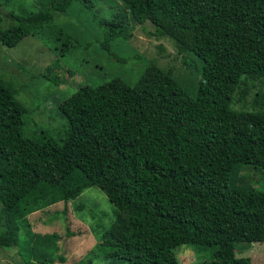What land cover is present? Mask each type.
I'll return each mask as SVG.
<instances>
[{
    "label": "trees",
    "instance_id": "16d2710c",
    "mask_svg": "<svg viewBox=\"0 0 264 264\" xmlns=\"http://www.w3.org/2000/svg\"><path fill=\"white\" fill-rule=\"evenodd\" d=\"M120 1L122 8L100 22L97 46L113 62L142 63L137 54H118L114 44L127 37L131 22H151L147 35L168 36L202 60L196 94L149 60L129 69L141 71L132 84L114 74L77 86L59 104L66 125L60 139L27 136L26 108L0 68V243L15 223L29 232L26 214L97 187L112 202L114 219L98 235L90 261L251 264L236 255V244L264 242V187L248 184L240 170L251 165L264 181V93L251 110L232 104L264 81V0ZM74 2L94 6L93 0H43L37 11L11 10L14 21L0 27V46L40 36L54 13ZM61 43L55 49L62 56L70 43ZM60 66L56 59L46 70ZM36 238L34 255L53 264L48 255L37 256L46 244L44 236ZM183 244L211 258L181 263L175 249Z\"/></svg>",
    "mask_w": 264,
    "mask_h": 264
},
{
    "label": "rangeland",
    "instance_id": "374dc122",
    "mask_svg": "<svg viewBox=\"0 0 264 264\" xmlns=\"http://www.w3.org/2000/svg\"><path fill=\"white\" fill-rule=\"evenodd\" d=\"M42 1L0 0V27L14 21L11 10L37 11ZM93 1L94 6L91 7L83 2H74L66 12H55L53 20L41 30L40 36L29 35L12 48L0 46V68L5 73L4 79L17 90L16 97L26 108L24 131L27 136L46 132L60 139L66 125L59 104L77 86L86 82H102L114 74L132 84L141 71L135 75L129 69L132 66L142 68L149 60L166 68L190 95L196 94L202 60L191 51H181L175 40L168 36L147 35L144 27L152 30L154 25L151 22H131L127 37L116 39L114 44L118 54L124 57L137 54L142 63L137 59L127 65L111 61L97 46L103 36L100 22L115 15L123 3L120 0ZM60 31L62 35H59ZM67 38L69 49L61 56L60 50L55 48ZM56 59L60 61V68L47 71L46 67ZM13 75L22 82L18 83ZM51 78L59 82L55 83ZM248 89L244 101L235 100L233 108L251 110L255 99L260 102L258 92L264 93V81H258ZM240 174L247 177L248 184L253 187H264V181L253 174L251 165H244ZM113 210L114 206L104 192L91 187L67 204L59 201L28 213L29 232L23 225L15 223L2 239L0 264H47L35 256L36 236H44L42 242L46 244L40 247L37 256L45 258L48 255L54 259L53 264H109L100 260L90 261L88 255L99 242L101 230L109 227L114 219ZM4 221L5 216L0 212V232ZM53 234L58 237H53ZM48 241H54L53 246L49 247ZM175 253L181 263L211 258L208 251L186 244L177 247ZM60 254L63 261L58 259ZM236 255L248 256L251 264H264V242H240L236 244Z\"/></svg>",
    "mask_w": 264,
    "mask_h": 264
}]
</instances>
